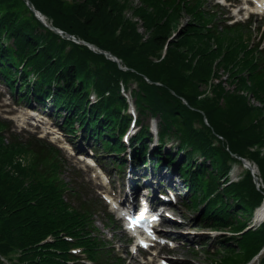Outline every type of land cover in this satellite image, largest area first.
Segmentation results:
<instances>
[{"label":"trees","instance_id":"obj_1","mask_svg":"<svg viewBox=\"0 0 264 264\" xmlns=\"http://www.w3.org/2000/svg\"><path fill=\"white\" fill-rule=\"evenodd\" d=\"M28 1L52 26L110 52L126 70L46 28L24 0H0V61L6 64L1 67L5 79L11 84L17 71L35 99L50 96L66 110L64 126L69 132L75 131V123L86 125V134L106 149L116 150L122 144L114 131L127 123L121 89L129 90L135 83L131 92L140 115L159 118L162 141L177 140L184 155L179 171L191 180L192 204L196 208L199 201L207 202L202 221L236 233L230 241H220L225 252L219 264L249 262L264 246V224L241 233L247 226L241 217L253 214L264 200V191L256 188L248 170L238 183L223 186L222 182L232 164L243 157L257 165L264 183L260 150L264 148V68L259 64L263 58L245 49L239 29L207 28L210 15L200 11L198 0H140V7H133L130 0ZM125 10L140 19L144 40ZM183 12L190 20L161 57ZM220 69L226 71L233 90L217 82L210 87L211 96L199 98L204 92L199 85L218 78ZM31 76L35 80L29 84ZM91 90L98 96L93 105L89 104ZM147 129L135 139L137 157L145 156ZM159 155L155 151L154 156ZM195 155L205 157L210 168L193 163ZM167 156L175 161L172 153ZM60 168L53 147L15 137L5 143L0 134V264H6L2 258L7 264H67L66 250L73 245L97 257V239L90 236L92 205H69L63 191L70 187L59 178ZM69 192L79 198V193ZM61 232L71 236L73 243L61 239ZM47 236L52 241L40 244Z\"/></svg>","mask_w":264,"mask_h":264},{"label":"rangeland","instance_id":"obj_2","mask_svg":"<svg viewBox=\"0 0 264 264\" xmlns=\"http://www.w3.org/2000/svg\"><path fill=\"white\" fill-rule=\"evenodd\" d=\"M135 2L134 0H132V3ZM131 3V0H130ZM129 3V4H130ZM203 8L208 11H215L218 13V16L225 12L223 9H219V8H215L214 6H212V4L210 3V1H208V3H205L203 5ZM130 12V10H125L124 13L126 16L129 17V15H127ZM228 15V14H227ZM220 17L225 18L226 14L224 13L223 15H220ZM189 19V18H187ZM187 19L185 18V15H183L180 20H179V27H181V24H185ZM260 22V20H256V24H258ZM262 22V21H261ZM221 26V23H219V28ZM138 31V30H137ZM141 33H143V30H140ZM176 30L172 32V37L176 34ZM256 32H253V37L255 36ZM145 35V32H144ZM176 36V35H175ZM257 37V36H256ZM255 39L253 38V41ZM252 40H250V42H253ZM249 42V43H250ZM248 43V44H249ZM220 70V73L217 72V76L221 77L220 79H224L227 76V73L222 72ZM243 73V72H240ZM214 78V77H213ZM227 79L223 81V83L225 82V84H229L228 82V77H226ZM225 84H223V86H225ZM136 87L135 83H131L130 85V89H134ZM206 85H199V89L201 91H203L205 89ZM229 88H232L231 85L228 86ZM130 91V90H129ZM129 91H127L125 94L129 95ZM25 91L23 90V93ZM251 102V100H250ZM32 107H30L29 105H27L26 103H19L15 100L14 96L12 95V93H10L9 88L6 87L3 83H0V118L5 119L8 121V126L9 128H5L2 133L4 138H6L8 140L10 133L11 132H17V130H19L18 127H14L12 121H10V118H14L16 116H24L21 115L22 113H27L28 110H31ZM37 109H39V107H37ZM58 114H60V118L58 121H56L57 124H59L61 121H63L62 116L65 114L64 110L62 108H59L57 110H55ZM39 112V110H38ZM55 113V114H57ZM38 119H40V117H42V113H38ZM45 118H48L47 116H44ZM9 118V119H6ZM52 121V117L48 118ZM150 119V118H149ZM147 118L143 119L144 123H147L148 120ZM54 120V119H53ZM154 121L156 122V124L159 122L158 118H155ZM205 123H207V120L204 118ZM49 128H54L56 129V131L54 132L55 135L58 137L57 138V143L58 144H64V142L66 141V137L64 136V134L58 130L56 127H49ZM20 135L22 136H27V132L25 133H20ZM73 141H76V137L72 138ZM172 142V141H171ZM62 153L65 156V161L64 162V171H63V176L65 177V180L67 179H71L74 178L76 180H78V178L80 179L81 177H83V180L85 182V191L88 192V196L87 197H91V196H96L97 193L101 190H108L109 194L115 193L117 194V192H119L120 189H122V191H125L123 184L126 183V181L129 180V178H127V169L125 170V172H123V176L121 177V175H119V171L115 170V174H113V180L112 182H110L109 184L107 183H102V181L98 180V178H94V169L90 168L87 169L86 166H83L82 164H79L78 162H76L73 158H71L69 156V154L66 151H62ZM110 157H112L110 155ZM110 157H107L108 159ZM206 164L209 166V161L207 160ZM76 170H75V169ZM172 168V167H171ZM234 168V173L236 175H240L242 170L244 169L243 165H239V164H235L232 166V169ZM81 169V170H80ZM111 172L114 171V169L111 167L110 168ZM151 167H148L147 170L145 171H150ZM79 171V172H78ZM143 171H139V174H141ZM168 173H175V171L173 169H170L168 171H165ZM165 172H161V173H165ZM92 174V175H91ZM177 175L178 174H174ZM78 177V178H77ZM123 187V188H122ZM114 189V191H113ZM179 190H181V195H183V184L179 183ZM173 208L176 210L175 214L178 215V218L176 221H171V234L173 235H177L178 232V228L181 230L179 232L178 235H180L182 238L184 239H188V240H195L196 244L200 246L207 245V248H205L204 250L198 251L196 252V250L194 249H189V246L192 247V245L187 244L188 246L186 247H181L178 252L176 253V257L175 260L178 261L176 263L172 264H210L211 263V257L207 256V252L212 249L213 246H215V241L217 240L218 236H221L222 234L219 233H214V232H210V236H196V235H192L195 236L196 238H192L191 236H189L187 234V231H190V233H194L197 232V230L200 229V221H199V213L197 211H193L188 209L183 202L176 204L175 206H173ZM171 207V209H173ZM95 225L97 226V228L99 229V233L102 234L106 241L108 242V245L112 244L114 245V251L112 254L116 255V253L119 256L122 257H126V254H124V251L120 250L122 247H120V245H118L115 241L116 239H120L121 235H120V231H118L117 229H111V228H115L116 227V222L115 219H113V217H111V221L112 223H110L109 221H107V219H105V217L103 216L102 213H96L93 217ZM102 223L106 224V227L103 228ZM183 226L186 227V229H183ZM185 231V232H184ZM182 232H184L185 234H182ZM113 234V236H111ZM182 239V240H184ZM224 239V238H223ZM113 240V241H111ZM204 240V241H203ZM113 256V255H112ZM165 257V255H164Z\"/></svg>","mask_w":264,"mask_h":264},{"label":"water","instance_id":"obj_3","mask_svg":"<svg viewBox=\"0 0 264 264\" xmlns=\"http://www.w3.org/2000/svg\"><path fill=\"white\" fill-rule=\"evenodd\" d=\"M27 4L30 6V9L33 11V12H35V15H36V17L43 23V24H45L46 25V23L44 22V19H43V17L39 14V13H37L34 9H33V7L27 2ZM51 30H53V31H55V32H57V33H60V34H62L59 30H57L56 28H54V27H51V26H48ZM64 36H66L67 38H70L71 36L70 35H64ZM84 43V42H83ZM85 44V43H84ZM90 49H93V46L92 45H90V44H86ZM105 54V56L107 57V58H110L111 60H113V61H115V62H118V60L114 57V56H112L110 53H108V52H105L104 53Z\"/></svg>","mask_w":264,"mask_h":264},{"label":"bare ground","instance_id":"obj_4","mask_svg":"<svg viewBox=\"0 0 264 264\" xmlns=\"http://www.w3.org/2000/svg\"><path fill=\"white\" fill-rule=\"evenodd\" d=\"M255 220L261 222L264 220V205L256 212Z\"/></svg>","mask_w":264,"mask_h":264}]
</instances>
